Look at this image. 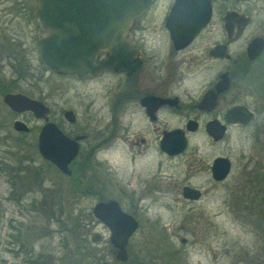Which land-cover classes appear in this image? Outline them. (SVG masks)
I'll use <instances>...</instances> for the list:
<instances>
[{"label":"flooded vegetation","instance_id":"1","mask_svg":"<svg viewBox=\"0 0 264 264\" xmlns=\"http://www.w3.org/2000/svg\"><path fill=\"white\" fill-rule=\"evenodd\" d=\"M33 2L0 0V11L37 14L40 1ZM176 4L178 18L169 20ZM207 9L209 18L192 40L171 38L168 24L180 25L176 22L182 19V26H196ZM8 23L15 24L5 20L0 25V68H10L15 74L10 81L19 82L25 46L19 35H10ZM17 26L19 30V22ZM124 40L113 61L115 70L103 66L83 75L51 71L72 81L54 87L67 98L51 121L77 144L66 174L40 156L66 179L61 184L67 195L61 199L114 200L124 214L118 216V227L125 230L134 223L121 249L110 241V226L92 212L100 231L91 237L98 233L102 243L108 236L113 255L112 261L102 262L264 264V2L152 0L135 15ZM110 55L99 51L93 65ZM14 131L28 133L30 128ZM183 142L180 151L170 152V146ZM24 161L20 151L0 156V178L12 186L0 199H30L32 187L44 182L42 168L36 166L28 171L33 177L29 189L13 190L25 186ZM50 178L56 195L43 199H58L56 175ZM216 199H222L228 232L236 234L221 245L220 254L217 215L211 213ZM46 216L53 218L52 211ZM242 234L257 236L261 243H246ZM184 235L194 237L193 261L173 243L178 237L187 244ZM220 256L229 258L223 262Z\"/></svg>","mask_w":264,"mask_h":264},{"label":"rangeland","instance_id":"2","mask_svg":"<svg viewBox=\"0 0 264 264\" xmlns=\"http://www.w3.org/2000/svg\"><path fill=\"white\" fill-rule=\"evenodd\" d=\"M25 1L29 6L34 4L33 0ZM262 2L264 0H260V3ZM35 14L36 12L29 9L21 12L0 11V25L5 20L14 21L15 24L8 23L9 33L19 35L25 46L23 80L10 81V78H15L13 71L10 68H0V156L7 151L9 153L20 151L25 155L24 164L27 170L25 186L16 185L13 187L14 191L19 192L24 187L27 190L29 181L33 180L28 171L33 172L36 166L42 168L44 181L40 184V188L32 187L34 190L27 196L31 197L30 199H0V264H97L104 260L112 261L113 255L107 241L108 236H104L106 240L102 243L91 241V234L94 231H100L99 223L92 216V207L98 199H61L67 195L65 184H61L66 179L54 171V168L48 165L37 151V134L44 122L36 119L30 112L16 114L2 101V95L5 92H21L40 99L50 107V120L59 117L60 108L66 104L67 93L58 96L54 87L67 86L72 81L68 82L56 77L42 63L36 38ZM16 22L20 23L19 30ZM2 29L0 26V30ZM1 62L4 61L0 60V64ZM263 67L262 61L261 68ZM15 118L26 122L30 131L15 132L12 127ZM34 172H37V169ZM54 174L61 191L58 193V199H43L44 196L56 195L50 178L54 177ZM11 187L0 178V195H7ZM218 196L221 197L223 194L219 192ZM209 200L212 202L213 199ZM59 201L62 202L61 206ZM222 206V199H216V209L211 212L216 213V221L219 225L218 241L215 242L219 254L223 250L221 245L231 243L230 240L236 236L235 233L228 232V216ZM47 211H52L53 218L46 216ZM169 218L170 214L166 219ZM88 227L89 233H85ZM184 236L188 239L187 244L183 245L178 237H173V243L188 252L193 261L194 237L193 235ZM169 237L172 241V237ZM242 237L244 242L249 244L261 243L259 237L252 234H242ZM22 239L26 240L24 248L20 246ZM85 243L89 244V250L86 246L84 248ZM228 258L219 257L223 262Z\"/></svg>","mask_w":264,"mask_h":264},{"label":"water","instance_id":"3","mask_svg":"<svg viewBox=\"0 0 264 264\" xmlns=\"http://www.w3.org/2000/svg\"><path fill=\"white\" fill-rule=\"evenodd\" d=\"M36 14V37L40 46L42 63L51 71L59 74H78L98 72L103 66L115 70L113 64L120 47L125 44V35L135 15L152 0H39ZM177 4L172 8L169 20H177ZM209 18L205 11L202 21L193 27L168 24L170 36L175 42L181 38L185 42L192 40ZM110 52L109 59L93 65L98 52ZM123 51V49H122ZM3 103L17 113L30 112L44 123L37 136V150L40 156L62 172L68 173V164L77 153V144L69 139L50 120V107L42 100L21 92H8L2 96ZM71 112L65 115L69 118ZM13 127L17 131H29L22 120H15ZM184 146H170V152L180 151ZM94 216L103 220L111 228L110 241L122 249L128 235L135 228L121 230L117 220L121 213L114 200L98 201L92 208ZM124 215V214H122ZM100 235L94 233L91 241L97 242ZM100 264H113L102 262Z\"/></svg>","mask_w":264,"mask_h":264},{"label":"trees","instance_id":"4","mask_svg":"<svg viewBox=\"0 0 264 264\" xmlns=\"http://www.w3.org/2000/svg\"><path fill=\"white\" fill-rule=\"evenodd\" d=\"M60 201H61V199H60ZM60 201H59V203H60V206H61V205H62V202H60ZM60 208H61V207H60Z\"/></svg>","mask_w":264,"mask_h":264}]
</instances>
